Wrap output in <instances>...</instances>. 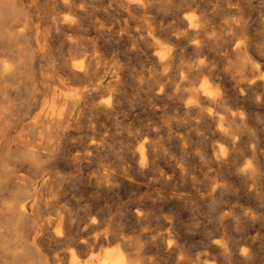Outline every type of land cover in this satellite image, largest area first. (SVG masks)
<instances>
[{
  "label": "clouds",
  "instance_id": "obj_1",
  "mask_svg": "<svg viewBox=\"0 0 264 264\" xmlns=\"http://www.w3.org/2000/svg\"><path fill=\"white\" fill-rule=\"evenodd\" d=\"M55 3L69 14L54 9L42 33L12 28L18 17L0 31V264H97L102 254L89 257L109 237L106 247L118 245L124 264H160L146 251L157 241L179 264H264L256 251L264 238L249 234V226L264 216V200L253 211L232 207L231 199L240 196L241 186L251 199L264 195V0ZM0 5L5 12L14 7L10 0H0ZM23 24L27 29V18ZM63 25L68 27H59ZM85 28L94 29L108 46L128 37L129 52L150 54V62L127 70L138 89L137 102L158 116L127 127L128 117L117 110L122 97L115 83L124 65L119 54L105 63L86 39ZM52 34L57 42L45 43ZM68 91L72 95L64 96ZM233 91L254 105L255 113L234 103ZM129 106L135 110V104ZM160 136L165 139L154 146ZM185 139L190 143L184 151L199 165V186L207 183L203 173L221 177L214 194L217 228L210 241L216 255L206 247L198 256L195 251L181 255L163 233L127 235L126 218L108 208L94 212L102 189L119 187L118 182H90L95 192H80L85 180L94 181L91 173L104 175V166L112 176L125 153L133 155L139 175H150L153 165L175 162L177 153L168 145ZM156 175L170 179L162 171ZM229 176L241 186L230 189ZM225 220L231 229L221 244L216 237ZM138 223L143 226V219ZM192 228L189 235L197 236L202 224ZM33 235L44 239L35 243Z\"/></svg>",
  "mask_w": 264,
  "mask_h": 264
},
{
  "label": "rangeland",
  "instance_id": "obj_2",
  "mask_svg": "<svg viewBox=\"0 0 264 264\" xmlns=\"http://www.w3.org/2000/svg\"><path fill=\"white\" fill-rule=\"evenodd\" d=\"M101 18L103 17L101 16ZM124 26L133 27L134 25L130 26L128 24L127 25L125 24L123 25V27ZM44 28L45 26L43 25V29ZM93 30L94 29L86 28V30L84 29V32L87 33L86 34L87 39H89V41L92 40L91 42L95 46V48L97 47L96 49H99L97 51V54L98 55L100 54L101 56L103 55V57L105 55V59L103 58L105 60L104 62H107L108 59H115L117 57V54H119L118 55L119 62L121 61L120 63L121 64L123 63L124 65V69L122 70L123 72L122 86L124 89L122 88V86L119 89V92L121 90L120 93L123 96L120 94L122 98L119 104V106L120 105L121 106L119 107L118 111L124 112V114L128 117L126 121L127 127L130 129L133 125L143 124V122L146 119L155 118V116H158L159 113L153 114L148 111V109L143 105L142 102H137L136 97L138 95V89L136 88L133 79L129 75V71L127 70L132 66L146 63L147 58L150 56V54L148 53L145 54L144 51L143 54H141L140 52H136L137 54L135 52H129L128 49L130 48L131 45L128 37L127 38L124 37V39L118 45L113 44L112 46H108L104 40L98 39L96 31L94 30L95 31L94 32ZM55 41L56 40H53L52 42L50 41V43H56L57 41L56 42ZM94 41L95 44L93 43ZM122 44H124L125 47ZM101 49H103L102 53H101ZM107 56L109 57L108 59ZM57 85H59V81H57ZM125 100H127V102H125ZM234 103L243 104L250 113H255V111L257 110L255 107L251 108V103H247V104L243 102L240 103L234 102ZM132 104H135V110H133V108L129 106ZM119 125H120V121L117 120V126ZM101 126L105 128L104 135L105 136L109 135L108 126L103 124ZM71 135H75V132L72 131ZM164 139L165 138L163 136H160L157 140H155V142L159 143L161 140ZM183 142L184 143L180 144L174 141L170 145H168V147L172 150V152L177 153L176 159L178 160L179 164L185 165L184 162L185 156L188 155L189 159L186 161L187 167L188 166L197 167L198 163L196 159L193 158L194 155H191V153H186L184 151V149L189 147L190 142L187 139H185ZM122 143H126V141ZM70 147L72 148L73 153L78 151L75 147L72 146ZM168 160L169 159H166L164 160L163 163L158 164L155 169V173H151L149 176L146 177L145 181L148 182L150 178L152 182V185L149 188L132 186L130 184H120L119 187L103 188L105 190L102 189L103 191L100 193V195H102V199L98 205H94V212L97 210L102 211L104 208H108L113 211V214H119L122 218H126V220H128L127 223L128 224L130 223L129 224L130 227L128 226V230H127V233L129 235H134V234L139 235L141 232L144 231H149V233L156 235L163 233L167 238L169 237L167 239V244H170L172 246H175V248H178L180 250L181 255L184 254L190 255L193 253V251H195V254L198 256L200 250L205 247L211 252L212 255H216V249L212 246L210 241L213 238L214 230L217 228L216 217L214 215V213L218 212L219 210L217 208V202L208 200L202 204L200 203V205L198 204V206L191 207L184 203H178L176 201L167 199L164 195L165 187L163 186L162 183L155 182V179L158 177L156 175L157 172L162 171L163 173H165V171H167L171 176L172 174H174L171 168L168 166ZM76 171L79 172L81 171V169L77 168ZM83 173L85 176H88L89 175L88 169L84 168ZM95 175H96L95 172L91 173V177H94ZM90 179L91 178L85 180L80 188V192L83 193L85 196H88L90 193L95 192L94 187H88V183L90 182L94 183V181L92 179L90 181ZM229 179L228 180L230 181L229 184L230 189L232 185L239 186L238 181L237 183L236 181H234L235 177L232 178L230 177ZM175 180L177 181V183H179V185H175V186L178 187L179 189L181 188L184 189L183 180L181 178H178L177 176ZM241 192L242 195L240 194L239 197L231 198L232 207L234 206L238 208L239 205H244L254 211L255 208L257 207L258 201L264 200V195H262V198L257 197L255 199H251L245 190L241 189ZM244 194L245 195L247 194L248 196L247 195L245 196ZM236 201H238L239 203L237 204ZM218 202L220 204H223L224 198L220 199ZM136 207H141V209H143L144 212L150 214V218L148 219V221L145 222L143 226L139 225L138 228L137 226H135L136 225L135 222H133V220L128 215V213L127 214L125 213V211H127L129 208L131 209ZM225 210H228V208L225 207ZM165 218L172 220V223L171 224L167 223L165 221ZM259 221L260 222L258 224L249 226V229L251 230V231L249 230V232L251 233V236L253 238H264V216H261L259 218ZM195 223H201L202 228L197 236H191L189 235V231L195 230L192 228V225ZM222 225L225 226L227 225V223L224 224L222 221L220 228H222ZM227 228H228L227 232L225 233H223L220 229L219 230L220 235L217 236L216 238H222L225 240V238L228 237L229 234L228 232H230L231 229L230 223ZM142 242L146 243L147 245V241L142 240ZM105 249H106L105 246H103V248L98 249L96 252H94V254L100 253ZM165 249H166V245H164L163 249L160 248L157 249V247H155L154 245L146 246L147 253L156 256L160 260V264H179L178 258L174 257L171 251H166ZM262 249H264V245H261L260 247L256 248V251L260 252L262 259H264V250Z\"/></svg>",
  "mask_w": 264,
  "mask_h": 264
},
{
  "label": "bare ground",
  "instance_id": "obj_3",
  "mask_svg": "<svg viewBox=\"0 0 264 264\" xmlns=\"http://www.w3.org/2000/svg\"><path fill=\"white\" fill-rule=\"evenodd\" d=\"M10 3H12L14 5V7L11 10H9L8 12H5L3 6L0 5V31H2L3 26H5L6 24H9L10 25L11 24V21L13 19H16L18 17L19 18L18 23L16 25H12V28L18 29V30H22L26 34L29 33V32H32L33 34L42 33L43 30L48 26V22L50 21V17L53 14V10L54 9L55 10H62L65 15H68L69 14L68 13V10L66 8H64L62 5H57L55 3V0H10ZM75 11L79 15L78 10H75ZM5 17H7V19H5ZM26 18H27V22H28V28L27 29L24 28V24H23V21ZM86 22L87 21H82V23H84V24H86ZM33 25H35V28L34 29H33ZM43 25L45 26L44 29H43ZM128 25H130V24H128ZM130 26H132V25H130ZM59 27L67 28L68 26L67 25H63V26H59ZM118 28H120V26H118ZM85 30H86V28H85ZM115 30L116 29H114V31ZM68 34H71V32H69ZM86 39H87V36H86ZM53 40H56L57 41V36L55 34H52L51 37L46 38L44 40V42L45 43H48V42L50 43V41L52 42ZM87 40L89 41V39H87ZM93 43L95 44V41ZM122 45L124 46V44H122ZM128 45H127V47H128ZM104 48H106V47H104ZM103 49H101V53L103 52ZM97 50H99V49H97ZM159 51L161 53H164V49L163 48H160ZM144 52H145V54L148 53L147 51H144ZM98 56L103 57V55L101 56L100 54ZM103 58L105 59V55H104ZM108 58L109 57L107 56V59ZM151 59H152L151 56H149L147 58V62H150ZM138 61H139V59H138ZM105 63H107V62H105ZM122 76H123L122 70H120V71H118L116 73L117 79H116L115 83L117 85V90L118 91H119L120 87L122 86V81H123V79H122L123 77ZM122 88H123V86H122ZM120 92H121V90H120ZM63 94L66 97H69V96L72 95L71 91L64 92ZM231 97H232L233 102H238V103L243 102V103H246V104L247 103H250V102L245 101L244 99L240 98L234 91L231 92ZM119 107H118V109H119ZM252 107H255V106L251 104V108ZM56 108H57V105L55 103H53L51 105V110L54 112ZM71 132H72V130L70 129L69 130V134H71ZM153 144H154V146H159V143H157L155 141H153ZM138 148H139V145H138ZM138 148H137V150H138ZM71 150H72V148H71ZM78 155H79V152L78 151L74 153V156H78ZM93 155H95V153H93ZM140 158L143 159L144 156L141 155ZM193 158L196 159L195 156H193ZM149 159H151V158L149 157ZM122 160L125 161V162H123L120 165H118L117 167H114V168L111 169V173L113 174L112 176H109L108 175L109 168L107 166H104V175L103 176H97V175H95L94 176V183L95 184H100V183H102L105 180H110L112 185H115L117 182L119 183V185L120 184H130L132 186H140V187H147V188H149L152 185V182H151L150 178H149L148 182L145 181L146 180V177L149 176V174L146 173L144 176L139 175L138 170H137L136 161H135L133 155L128 154V153H125V156L122 157ZM168 166L171 168V170H172V172L174 174H172V176H171L167 171H165L164 174L167 177H169L170 179H164L163 177H157L155 179V181L158 180L159 183H162L163 186L165 187L164 195H165V197L167 199L176 201L178 203H184V204L189 205L191 207L198 206V204L200 205V203L202 204V203H204L205 201H208V200L213 201V202L216 201L214 194L218 192V189L216 188V184L219 183L220 180H221V177H220L219 174L209 176L208 173H203V180L204 181H207V183H204L203 186H199L201 184V181L199 179H195L196 175L198 174L197 173V170L199 169V166L198 165H197V167H191V166H188V167L186 166L185 167V165L179 164V162H178L177 159L175 160V162H173L172 159H169L168 160ZM156 167H157V165H153L152 172L151 173H155ZM121 170H123L126 173V175H122L121 174ZM176 176L178 178H181L183 180V185H184L183 188L184 189H182V188L179 189L178 187L175 186V185H179V183H177V181L175 180ZM127 177H130V178H127ZM229 178H230V176L227 179H229ZM229 180H231V179H229ZM232 180H234V179H232ZM90 181H91V179H90ZM234 181H236V183L238 181V183H239V180L237 178H235ZM108 188H107V190H108ZM185 188H186V190H185ZM209 188L211 190H209ZM241 189L242 190H245V189H243V187ZM103 190H105V189H103ZM259 197L262 198V195L261 196H258V198ZM220 199H223V196L222 195H221ZM214 205H215V203H214ZM26 207H27V205H22V209L23 208H26ZM225 211L227 212L228 210H225ZM141 212L144 213V216L143 217H140V215H139V213H141ZM125 213L126 214L128 213V215L131 217V219L133 220V222H135V224H136L135 226H137V228L140 225L138 223L139 220L143 219V221L145 223L150 218V214L147 213V212H144L143 209H141V207H136V208H131V209L129 208L127 211H125ZM128 215H126V216H128ZM131 219H130V221H131ZM165 221L167 223H170V224L172 223V220H170L168 218H165ZM223 223L224 224L227 223V225H225V226L222 225V228H219V230L221 229V231L223 233H225V232H227V229H228L227 227H228L229 223L226 220L223 221ZM129 224H128V226H129ZM150 234L151 233H149V231H144V232H141L139 235H150ZM127 235H129V234L127 233ZM250 235H251V233H250ZM223 236H224V234H223ZM43 239H44L43 236H39L38 237L36 235H33V241L35 243L41 242ZM216 239H218L221 244H223L225 242V240L222 239V238H216ZM110 240H111V237H109L108 240H105L103 244H100V241L98 240L97 243L100 244V247L97 248V249H94L93 254H92L91 257H89V259H95L97 256H101V254H102V259H100L97 262V264H124L126 257H125V254L123 253L122 250H117L119 248L118 245L115 246V247H113V248H107L106 247V244ZM164 245L165 244L163 242H161V241H157L154 244V246L157 247V249L158 248L163 249L164 248ZM168 245H170V244H168ZM103 246H105V248H106L105 250H103L100 253H95L94 254V252H96L98 249L103 248ZM212 246L214 248H216L215 245L212 244ZM173 248H175V246H173Z\"/></svg>",
  "mask_w": 264,
  "mask_h": 264
}]
</instances>
